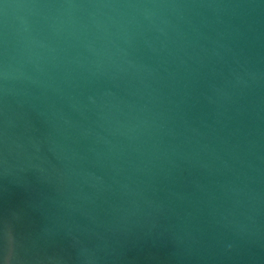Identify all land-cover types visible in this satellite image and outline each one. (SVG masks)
<instances>
[{
  "label": "water",
  "instance_id": "95a60500",
  "mask_svg": "<svg viewBox=\"0 0 264 264\" xmlns=\"http://www.w3.org/2000/svg\"><path fill=\"white\" fill-rule=\"evenodd\" d=\"M0 264H264V0H0Z\"/></svg>",
  "mask_w": 264,
  "mask_h": 264
}]
</instances>
